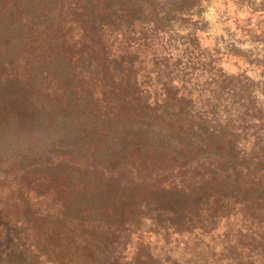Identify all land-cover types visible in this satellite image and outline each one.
I'll return each instance as SVG.
<instances>
[{
	"label": "trees",
	"instance_id": "trees-1",
	"mask_svg": "<svg viewBox=\"0 0 264 264\" xmlns=\"http://www.w3.org/2000/svg\"><path fill=\"white\" fill-rule=\"evenodd\" d=\"M162 4L0 0V264H196L173 248L214 234L264 264L241 83L174 24L201 12Z\"/></svg>",
	"mask_w": 264,
	"mask_h": 264
},
{
	"label": "rangeland",
	"instance_id": "rangeland-1",
	"mask_svg": "<svg viewBox=\"0 0 264 264\" xmlns=\"http://www.w3.org/2000/svg\"><path fill=\"white\" fill-rule=\"evenodd\" d=\"M161 12L170 14L171 9L188 6L201 12V18L179 20L174 16V24L181 28L196 30V46L200 54L219 61L221 71L237 77L240 82V104L250 108L251 120L245 118L241 128H248L241 139L248 134L258 149L264 147V0H160ZM170 17V15H168ZM184 26V27H182ZM180 28V29H179ZM185 32V31H184ZM213 154H205L211 158ZM243 212L234 222L219 225V232L227 231L231 240H242L245 230L253 232L256 227L242 218ZM228 227V229H227ZM261 231V229L259 230ZM224 238L221 234L206 236L203 242L190 240L186 245L173 248V255L182 262L196 264H224L230 252L223 251ZM159 244V243H158ZM154 244H152L153 246ZM154 247V246H153ZM174 247V246H173ZM160 250L157 245L155 251ZM154 251V252H155ZM18 260V259H16Z\"/></svg>",
	"mask_w": 264,
	"mask_h": 264
}]
</instances>
